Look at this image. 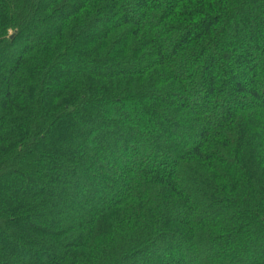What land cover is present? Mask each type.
Masks as SVG:
<instances>
[{"label":"trees","instance_id":"obj_1","mask_svg":"<svg viewBox=\"0 0 264 264\" xmlns=\"http://www.w3.org/2000/svg\"><path fill=\"white\" fill-rule=\"evenodd\" d=\"M0 264H264V0H0Z\"/></svg>","mask_w":264,"mask_h":264},{"label":"rangeland","instance_id":"obj_2","mask_svg":"<svg viewBox=\"0 0 264 264\" xmlns=\"http://www.w3.org/2000/svg\"><path fill=\"white\" fill-rule=\"evenodd\" d=\"M94 124L96 125V123H94ZM95 125L90 126V128L93 129L94 132H95V131L97 132L100 128L95 129ZM96 132H95V133H96ZM105 133L107 134L106 137H111L112 134H113V132H112V133H111V132H110V133L105 132ZM79 137H81V136H79ZM94 137L96 138V136H94ZM78 183H79V182H78ZM75 184H76V186H79V184H77V183L74 182V185H75ZM59 186L61 187V186H63V185L60 184ZM25 260H26V261H29V258L26 257Z\"/></svg>","mask_w":264,"mask_h":264}]
</instances>
